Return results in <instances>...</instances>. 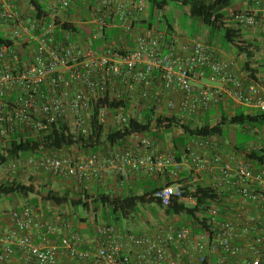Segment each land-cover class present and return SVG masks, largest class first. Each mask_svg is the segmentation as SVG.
<instances>
[{
  "label": "built area",
  "instance_id": "2783aa9c",
  "mask_svg": "<svg viewBox=\"0 0 264 264\" xmlns=\"http://www.w3.org/2000/svg\"><path fill=\"white\" fill-rule=\"evenodd\" d=\"M18 2L0 0V32L9 40L0 43L2 153L21 131L49 135L59 122L67 124L73 137H88L99 100L116 104L97 111V120L108 128H122L132 119L143 123L145 114L151 124L144 135L133 133L97 153L75 148L59 154L40 152L8 160L1 171L79 183L88 182L91 175L112 173L117 188L123 189L134 173L163 176L173 167L171 174L178 175L175 156L155 150L152 134L166 132L158 128V120L169 117L185 123L228 98L254 113L264 112V84L236 75L235 63L215 58L203 42L185 45L184 57L166 52L164 34L149 24V0H28L30 12L36 4L45 14H29L28 19L17 13ZM243 4V9L230 11L225 23L257 29L264 37V0ZM155 18L160 22L162 13ZM206 78L217 86L193 85ZM245 131L252 140L240 154L224 156L214 138L192 137L184 147L186 162L213 176L209 187L224 204L207 206L201 232L169 225L158 227L154 236L137 235L101 223L95 227L97 247L82 250L80 236L68 223L59 242L51 239L58 232L56 222L41 223L45 232L37 243V214L22 206L11 212L9 232L0 222V264H8L16 251L26 264H59L61 254L72 264H177L172 248L190 242L196 252L191 264H264V159L245 158H264V125ZM181 195V185L164 183L151 197L167 207L172 197Z\"/></svg>",
  "mask_w": 264,
  "mask_h": 264
},
{
  "label": "trees",
  "instance_id": "16d2710c",
  "mask_svg": "<svg viewBox=\"0 0 264 264\" xmlns=\"http://www.w3.org/2000/svg\"><path fill=\"white\" fill-rule=\"evenodd\" d=\"M236 0H149L150 19L154 20L157 13H162L170 3H177L184 9V13L191 19L198 21L202 26L207 28L211 35L222 34V39L226 43H235L236 32L226 27V16L229 11L237 12L235 5ZM34 4V3H33ZM32 15H37L38 18L44 14L43 7L35 4V10L31 11ZM45 15V14H44ZM163 20L168 22L163 15ZM162 21V20H161ZM66 28L67 26H63ZM68 28V27H67ZM236 35V36H235ZM0 43L9 44V40L3 33L0 32ZM237 46V45H235ZM239 49L246 53V62L244 69L247 72L249 80L258 81L257 70L251 67L253 53L243 46L238 45ZM20 55L24 56L19 50ZM123 104V103H121ZM108 106L114 107L115 103L108 100H99L95 107L93 116V130L91 134L84 137H73L69 133L66 123L59 122L52 127V132L49 135H32L25 131H21L7 144L4 153L0 148V165L5 164L8 160L24 158L38 155L40 152H48V154H59L62 150H82L86 154L97 153L106 150L108 147L119 145L125 141L133 133L144 135L150 128V120L148 115H144L145 122L139 123L136 119H132L128 124L119 129H111L102 125L97 120V111L99 108ZM164 124V126H163ZM240 126L243 130L246 127L261 128L264 125V112H255L251 115L245 114L243 111L238 112L234 117L228 118L223 115L216 123L211 124L207 120L202 124L197 125L191 121L185 123L178 122L175 118L169 119L165 117L157 121L158 128L163 127L165 131H172L173 128H178L181 131L180 135L174 137L175 143L184 144L188 138H218L226 135L225 131L228 126ZM154 138L161 140V134H152ZM233 144L235 154L243 153L244 145ZM245 158L256 159L263 161L262 155L252 154L246 155ZM48 175H41V180L47 178ZM50 178V176H48ZM32 182L30 185H25L19 180H11L0 183V202L2 200H11L15 202V209L20 199H29L34 196L33 201L29 202L32 205L41 203L43 206L68 207L78 211L80 208L86 212H92L102 215V219L107 225L119 226L112 224V220L119 224L121 220H127L136 214L140 207L155 206L156 209H162L168 216H183L187 221L191 222L190 228L198 233L201 232L206 225L207 206L211 203L224 206L217 194L210 188L201 184L195 187L188 186L185 181L181 182L182 195L180 197H172L171 203L167 207H163L159 201L152 198V194L163 187V185H144L135 186L128 189L126 186L123 189L109 192H89L85 187H78L75 191L65 190L59 192L51 189L48 184L42 186L34 185L36 179L30 177ZM173 183H166V186ZM81 185V184H80ZM79 185V186H80ZM194 200L195 204L190 205L188 200ZM97 216V215H96ZM95 216V217H96Z\"/></svg>",
  "mask_w": 264,
  "mask_h": 264
},
{
  "label": "crops",
  "instance_id": "0c3cea01",
  "mask_svg": "<svg viewBox=\"0 0 264 264\" xmlns=\"http://www.w3.org/2000/svg\"><path fill=\"white\" fill-rule=\"evenodd\" d=\"M244 2L242 4H237L239 9L244 8ZM17 13L21 15L31 14L28 0H19L17 3ZM162 21L157 22V19L149 20V24H154L158 27L159 31L164 34L165 43L167 44L165 51H172L175 56L184 57L185 53L183 51V47L187 45L192 40H199L203 42L211 51L212 55L215 58L234 62L235 67L233 71L236 75L241 78L247 79V72L244 69V66L248 59L246 58V53L244 50L239 49L238 45L243 46L251 51L254 55L253 60H251V67L257 70L258 82L264 84V37L254 28H247L236 26L234 24H226V27L238 30L236 32L235 43H226L222 39L220 35H211L208 29H202V33L199 36L189 37L183 32H178L176 27L169 23L164 22L163 14ZM237 45V46H235ZM208 75V73H207ZM249 80V79H247ZM253 81V80H250ZM193 85L197 88L200 87H215L217 83L211 82L208 78L195 81ZM243 111L247 115H251L254 112L247 107L238 105L232 99H223L218 103H212L211 106L203 112L199 117L194 120H191L192 123L200 125L203 121L207 120L208 122H212L213 120H220V118L225 115L228 118L234 117L238 112ZM216 121V122H217ZM200 123V124H198ZM229 128V126L227 127ZM226 128V129H227ZM166 132L161 134V140L158 138L154 139L155 150L158 153L162 154H173L175 156L176 161L180 165L178 170V175H172L171 170L173 167H170L168 171L163 176L158 175H149L143 172L134 173L130 177V181L126 184V193H128L129 188H133L137 186H146V185H163L164 183H173L172 185L176 187L177 185H181L180 183L185 181V184L188 186L195 187L197 184H201L205 187H209L213 180V176L209 175L206 172H198L194 169L191 162H186L185 160V152L184 147L190 141L191 138H188L184 144L175 143L174 137L181 134V131L175 134L172 139H168ZM226 136V135H225ZM224 137L214 138L215 143L217 144L219 150L224 156H229L234 153L233 151V143L227 141ZM252 138V137H250ZM167 140L170 141L168 144ZM250 141V140H249ZM264 142V141H263ZM247 143V142H246ZM245 143V144H246ZM117 180L118 178L112 173H105L103 178H98L96 176L91 175L88 182L91 183L90 186H86V189L89 192H109V191H117ZM78 188V187H77ZM76 188V189H77ZM89 188V189H88ZM121 190V189H120ZM10 200H2L0 202V222L3 226L4 232H9L12 228V225L9 221V217L11 215V209L7 208L4 203ZM187 203L190 205H194L193 200H188ZM40 205H42L40 203ZM42 209L41 214L37 211V223L35 226L33 235L37 241V243L42 242V235L44 234V230L39 228V225L44 222H56L58 227L57 235L51 236V239L59 242L62 237L66 234L64 230V226L68 223L71 224L73 231L76 232L82 241L81 249L89 250L97 247V235L95 231V227L98 224L105 223L104 220L93 216L91 212V218L81 216L79 211L72 210L68 207H57V206H48ZM49 207H56L55 212L49 213ZM21 208V207H19ZM60 210V211H59ZM60 212V213H58ZM100 219V220H99ZM166 225L161 226H173L176 229H182L184 227H190L191 222L187 221V219L183 216H171ZM106 224V223H105ZM119 229H129L124 228L122 226H117ZM158 227L160 224L151 223L146 225L145 228L138 230L137 235H149L154 236L158 232ZM196 233V232H195ZM199 233V232H198ZM172 256L174 259H177V264H191L196 258V252L193 249V244L183 243L179 249L172 248ZM21 253L16 251L15 256L11 259L8 264H26L21 259ZM59 264H72V261L66 256L61 254Z\"/></svg>",
  "mask_w": 264,
  "mask_h": 264
},
{
  "label": "rangeland",
  "instance_id": "374dc122",
  "mask_svg": "<svg viewBox=\"0 0 264 264\" xmlns=\"http://www.w3.org/2000/svg\"><path fill=\"white\" fill-rule=\"evenodd\" d=\"M242 2H244V0H236L235 1V5H236L237 9H239L237 4H242ZM230 11H232V10H230ZM230 11L228 14H230ZM162 14L164 15V17L166 18V20L169 23L173 24L176 27L178 32H183V34H186L189 37L199 36L202 33V29H207L204 26H202L198 21L189 18L184 13V9L180 5H178L177 3H170L169 6L162 12ZM28 15L29 14L24 15L23 18L28 19L29 18ZM164 22H165V20H164ZM220 36L222 37L223 35L220 34ZM19 50L21 51V53L24 56L26 55V50L23 49V46H19ZM216 121L217 120H213L211 122V124L216 123ZM198 124H200V123H198ZM179 131L180 130L175 129V130L169 131V132L166 131L165 134L167 135V138L170 140ZM174 132H176V133H174ZM225 133H226L225 138L227 139V141H229L233 144H241L243 142H248L249 140H252V138H250L251 136L249 135V133L237 125L229 126V128L226 129ZM169 140H167L168 144H170ZM48 176L43 182L41 180L40 174L32 175L30 173H17L15 175H10L7 172L0 170V183L6 182V181H11V180H19L25 185H30L32 182L29 180V178L32 177V178L36 179L34 181V185L42 186V185L47 183L51 189H53L55 191H59V192H64L65 190L75 191V189L77 187H85L86 188V186L89 187L91 184V183H79V182H77L71 178L51 177V176L49 178ZM33 199H34V196H30L29 199H20V200H18L19 204L17 206L18 207L29 206L35 211V213L38 212L39 214H41L42 209L44 207H42V205H40V203L38 205L30 204L29 202L30 201L32 202ZM4 205H6L7 208L11 209V211L13 209H15V206H16L15 202L11 201V200L6 201L4 203ZM48 210H49L48 211L49 213H51V212L53 213L56 211V207H49ZM78 211H79L81 216H85L88 218H91V216H92L91 215L92 212L87 213L86 211H83L81 208ZM58 213H60V212H58ZM92 214L94 217L96 215H98L99 218L101 219L102 215L100 212L96 215H95V213H92ZM170 218H171V216L166 215L162 209H156L155 206H144V207H140L138 212L136 214H134L131 218H129L127 220H121L119 222V224L116 223L114 220H112V224H117V225L122 226L124 228H129L133 232H137L138 230L145 228L146 225L148 226V224H151V223H154V224L158 223V224H160V226L166 225V223L169 221L168 219H170Z\"/></svg>",
  "mask_w": 264,
  "mask_h": 264
}]
</instances>
